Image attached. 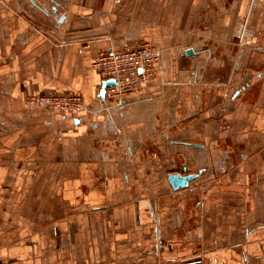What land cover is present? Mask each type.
<instances>
[{
  "label": "crops",
  "instance_id": "crops-1",
  "mask_svg": "<svg viewBox=\"0 0 264 264\" xmlns=\"http://www.w3.org/2000/svg\"><path fill=\"white\" fill-rule=\"evenodd\" d=\"M176 1L0 0V264H264V29L239 5L215 86V24L189 43ZM141 40L157 75L112 106L92 63ZM43 90L85 109L28 108ZM172 173L197 176L173 191Z\"/></svg>",
  "mask_w": 264,
  "mask_h": 264
},
{
  "label": "built area",
  "instance_id": "built-area-1",
  "mask_svg": "<svg viewBox=\"0 0 264 264\" xmlns=\"http://www.w3.org/2000/svg\"><path fill=\"white\" fill-rule=\"evenodd\" d=\"M159 59L158 49L147 40L131 47L98 52L92 68L102 80L114 82L105 87L103 99L112 106H118L131 94L141 92L156 77ZM24 102L28 108H41L60 115L76 116L85 109L78 94L51 90L28 92L24 95Z\"/></svg>",
  "mask_w": 264,
  "mask_h": 264
},
{
  "label": "rangeland",
  "instance_id": "rangeland-1",
  "mask_svg": "<svg viewBox=\"0 0 264 264\" xmlns=\"http://www.w3.org/2000/svg\"><path fill=\"white\" fill-rule=\"evenodd\" d=\"M181 1L183 0L172 3L173 15L176 21L182 20L184 23L192 22L191 25L188 26L189 28L186 29L185 33V36L189 38V43L201 41V39L203 38L207 39L206 36H208V32H206V30L202 26L204 24L211 23L210 21L213 20V23L215 24V30L212 31L213 34L210 35V38L215 39V86H230L229 70L234 66V56L231 54V52L229 54L227 47L225 49L226 54L220 55L218 49L219 47L221 48V46L217 45L224 44V42L222 41L223 38L228 36L231 37L234 35L233 33L235 27H237L243 21L244 13L238 12V7L241 4H244L246 5V7H248L250 4V0H215V2L214 0H205V3L209 4L210 6V9L208 11H201V9L198 11V8L187 9L185 2H189V0H185L184 3H181ZM253 1V9L249 15L247 23H249L252 27L258 28L257 33L260 34L264 29V0ZM192 4L195 3L193 2ZM144 12L146 13L145 9L142 12V15H145ZM253 47L258 51L264 52V44L258 42ZM197 60L199 63L203 61L205 63L204 57H199ZM216 63H219L221 67H219L218 65L216 66ZM243 82L241 81L238 85L244 86L245 84H243ZM233 88L235 87L231 86L230 90L232 91ZM230 94L231 93L229 91V95ZM227 98L229 97L227 96ZM228 102L230 103V101H228L227 99V103H225V105H228Z\"/></svg>",
  "mask_w": 264,
  "mask_h": 264
},
{
  "label": "water",
  "instance_id": "water-1",
  "mask_svg": "<svg viewBox=\"0 0 264 264\" xmlns=\"http://www.w3.org/2000/svg\"><path fill=\"white\" fill-rule=\"evenodd\" d=\"M185 53L187 55H191V54H194V50H193V48H189V49H186ZM113 84H114V82L111 79L103 80L101 82L100 91H99L100 97L103 98L104 93H105V87L106 86L113 85ZM196 176H197L196 174L181 175L179 173H172V174H168L167 175V180H168V183L171 186V189L173 191H175L178 188H185V187H187L188 186V183L191 180H193Z\"/></svg>",
  "mask_w": 264,
  "mask_h": 264
},
{
  "label": "flooded vegetation",
  "instance_id": "flooded-vegetation-1",
  "mask_svg": "<svg viewBox=\"0 0 264 264\" xmlns=\"http://www.w3.org/2000/svg\"><path fill=\"white\" fill-rule=\"evenodd\" d=\"M187 174H192V173H187ZM183 175H186V174H183Z\"/></svg>",
  "mask_w": 264,
  "mask_h": 264
}]
</instances>
